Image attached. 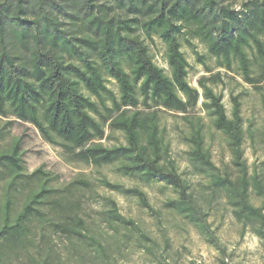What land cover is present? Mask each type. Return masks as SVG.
Listing matches in <instances>:
<instances>
[{
    "label": "trees",
    "instance_id": "trees-1",
    "mask_svg": "<svg viewBox=\"0 0 264 264\" xmlns=\"http://www.w3.org/2000/svg\"><path fill=\"white\" fill-rule=\"evenodd\" d=\"M111 1L133 17L110 16L111 8L99 0H0V117L13 119L7 127L15 121L32 125L47 143L87 165L121 161L124 175L161 180L177 196L167 207L209 233L207 215L189 183L173 163H162L166 150L159 113L184 118L190 124L185 138L189 163L197 173L209 174L213 188L225 189L238 216L260 223L259 234L264 211L249 202L241 102L231 97L229 115L222 96L209 85L210 78H201L198 88L189 83V63L179 36L185 25H195L193 33L208 42L209 52L228 70L237 61L244 81L256 86L264 81V69L259 80L252 78L246 48L264 62V41L259 39L264 35V0L245 3L239 10L228 0ZM62 17L79 24V32L67 31ZM139 28L147 40L154 42L156 37L165 46L169 74L155 64L145 41L134 35ZM16 44L25 57L16 52ZM108 80L116 84L117 92L108 87ZM198 107L223 135L230 163L238 172L236 181L222 176L213 163L205 147L202 118L189 117ZM107 125L122 134L124 144L108 148L101 143ZM21 145L22 138H15L0 153V264L13 257H22L27 264H65L55 237L66 238L73 249L82 244L96 261L105 259V247L80 214L81 201L73 198L75 189L50 188L55 177L42 168L27 175ZM4 176L8 180L1 184ZM31 182L37 186L25 189ZM252 182L264 195L258 177ZM79 184L88 186L84 181ZM103 185L134 195L153 212L141 190L122 189L108 181ZM109 214L112 220L134 227L118 214L114 203ZM213 240L210 235L209 242Z\"/></svg>",
    "mask_w": 264,
    "mask_h": 264
},
{
    "label": "rangeland",
    "instance_id": "rangeland-1",
    "mask_svg": "<svg viewBox=\"0 0 264 264\" xmlns=\"http://www.w3.org/2000/svg\"><path fill=\"white\" fill-rule=\"evenodd\" d=\"M57 1L62 3V0ZM253 1L257 0H228V4L239 10L245 3ZM99 4L111 8V12H107L110 16L133 17L117 9L111 0H99ZM62 21L67 31L73 34L79 32V24H73L63 17ZM185 27L179 40L189 63V83L198 88L201 78H210L209 85L217 95L222 96L229 115L232 111L231 97H238L241 102L245 130L244 159L250 181L249 202L264 211V195L258 194L252 182L254 177H258L264 189V81L256 86L246 83L237 61H233L228 70L222 60L209 52L208 42L195 36V25ZM134 35L145 41L155 64L169 74L165 46L160 40L154 37V42H150L140 28ZM259 39L264 41V35L261 34ZM15 50L25 57L26 52L18 44ZM246 50L251 62L252 78L259 80L264 62L249 48ZM217 74L221 77L216 78ZM108 87L117 92L113 81L108 82ZM145 112L147 114L148 110ZM189 117L202 118L205 147L210 151L213 163L222 176L236 181L238 172L230 163L223 135L212 127L210 119L200 107L191 111ZM11 120L0 117V153L10 147L13 139L22 138L25 173L29 175L42 168L55 177L48 184L50 188L75 189L73 198L82 203L81 216L86 220L91 235L105 247V259L96 261L82 244L78 243L73 249L66 238L55 237L57 249L65 264H264V227L258 234L260 223L246 215L238 216L228 203L225 189L213 188L209 174H199L194 170L188 161L190 147L185 140L190 133V124L184 118L159 113L158 122L166 150L162 163H173L177 172L189 183L197 203L207 215L209 233L202 232L177 211L167 207V202L177 196L161 180L147 182L140 176L124 175L120 170L123 164L121 161L100 167L87 165L60 146L47 143L35 127L28 123L15 121L11 127H7L6 123ZM105 129L106 139L101 141L105 147L112 148L125 143L121 133L111 131L108 125ZM6 180L8 177L4 176L1 184ZM83 181L88 186L79 184ZM104 181L126 190H141L146 194L153 212L142 207L134 195L109 190L103 185ZM36 186V182H31L25 185V189ZM112 203L116 205L118 214L132 221L134 227L110 218ZM33 229L38 231L39 226L34 225ZM209 234L214 237L213 243L209 242ZM5 264L27 263L22 257H13Z\"/></svg>",
    "mask_w": 264,
    "mask_h": 264
}]
</instances>
